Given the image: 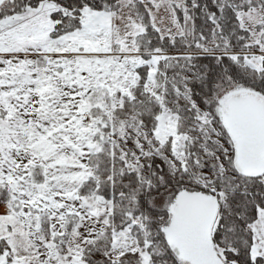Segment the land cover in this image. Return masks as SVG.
<instances>
[{
	"label": "snow or ice",
	"instance_id": "obj_1",
	"mask_svg": "<svg viewBox=\"0 0 264 264\" xmlns=\"http://www.w3.org/2000/svg\"><path fill=\"white\" fill-rule=\"evenodd\" d=\"M0 264H264V0H0Z\"/></svg>",
	"mask_w": 264,
	"mask_h": 264
}]
</instances>
